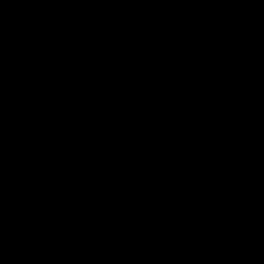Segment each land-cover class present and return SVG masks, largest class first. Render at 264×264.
I'll list each match as a JSON object with an SVG mask.
<instances>
[{"label":"water","instance_id":"obj_1","mask_svg":"<svg viewBox=\"0 0 264 264\" xmlns=\"http://www.w3.org/2000/svg\"><path fill=\"white\" fill-rule=\"evenodd\" d=\"M162 111L264 242V0H98Z\"/></svg>","mask_w":264,"mask_h":264}]
</instances>
